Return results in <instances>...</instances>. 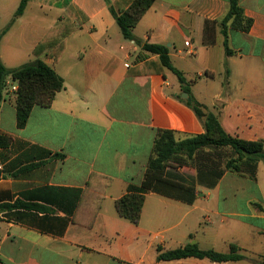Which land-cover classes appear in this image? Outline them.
<instances>
[{
    "label": "crops",
    "instance_id": "1",
    "mask_svg": "<svg viewBox=\"0 0 264 264\" xmlns=\"http://www.w3.org/2000/svg\"><path fill=\"white\" fill-rule=\"evenodd\" d=\"M20 1L0 0V20L15 15ZM239 3L253 26L244 32L229 24L227 55L220 24L227 0H155L134 28L138 43L117 37L107 0L28 2L1 38L7 68L36 60L34 49L70 9L88 21L76 20L58 62L39 58L64 79V88L50 107L35 106L24 128L17 124L18 83L8 79L0 135L11 141L0 149V204L36 208L0 214V264H252L157 260L159 248L190 241L222 253L236 244L249 258H264V194H247L249 179L237 173H226L214 189L199 186L193 204L149 192L138 225L116 209L128 186L144 179L158 131L172 130L178 139L204 132L178 98L177 77L159 71L158 56L144 51L145 43L169 48L194 97L229 134L264 140V0ZM94 173L111 180L104 193H86Z\"/></svg>",
    "mask_w": 264,
    "mask_h": 264
},
{
    "label": "trees",
    "instance_id": "2",
    "mask_svg": "<svg viewBox=\"0 0 264 264\" xmlns=\"http://www.w3.org/2000/svg\"><path fill=\"white\" fill-rule=\"evenodd\" d=\"M30 0H21L14 15V19L2 31L1 38L9 30L16 18L22 16ZM155 0H107L110 13L116 20L125 39L139 42L133 34L134 28L142 16L152 7ZM229 11L221 21L222 34L225 37L226 54L231 55L228 48V26L234 29L249 32L253 20L246 17L239 0H227ZM76 20L81 23L88 21V17L80 11L70 9V15L60 17L57 25L52 28L43 40L34 49L36 60L17 68H7L0 58V108L4 100V92L8 79L18 83L16 92L17 124L24 128L35 106L50 107L58 92L64 88V79L43 60L58 62L66 50V39L76 29ZM210 22L206 23L208 27ZM144 51L153 53L163 73V67L171 70L177 77L181 91L189 95V99L178 98L190 107L203 123L204 132L192 137L178 139L172 130H160L155 139L153 154L149 159L144 179L140 184H130L126 193L116 203L119 215L133 224L138 225L141 220L142 209L146 194L157 193L186 204H193L198 197V187L214 189L228 172L240 174L256 180L258 164L264 161V140L250 141L229 134L222 126L218 116L200 103L192 94L190 84L182 71L175 68L170 59V50L165 45L145 43ZM229 73L227 72V75ZM10 139L0 135V149L10 144ZM173 165L175 168H169ZM194 167L195 176L188 179L180 172L182 168ZM110 179L98 174H92L87 184L86 193L92 189L104 193L110 184ZM96 195V194H95ZM35 209V205L22 202L14 204H0V214L14 209ZM100 205L96 208V213ZM96 213L86 226L91 227ZM209 259L213 262L249 261L252 264H264V258L254 259L242 253V249L231 244L226 253L212 249L203 250L197 243H188L178 249L162 251L159 248L158 261H173L186 258Z\"/></svg>",
    "mask_w": 264,
    "mask_h": 264
},
{
    "label": "rangeland",
    "instance_id": "3",
    "mask_svg": "<svg viewBox=\"0 0 264 264\" xmlns=\"http://www.w3.org/2000/svg\"><path fill=\"white\" fill-rule=\"evenodd\" d=\"M56 11L57 10H55V13L53 11L54 14L53 15H50L49 21H51L52 18L56 15ZM11 16H7L6 18L4 17L3 19L0 20V28L1 29L8 24L7 22L11 19ZM13 18H14V15L12 16V19ZM26 21L29 22L30 19H28V20L26 19ZM118 35L119 36H117V37H123V36H120L121 35V32H120L119 28H118ZM17 91H18V87H17ZM261 163H262L261 164V171H260L259 175L257 176V179L256 180H251L249 177H247L249 179V184L251 185V188H248L245 191L247 194H256V195L257 194H264V161H262ZM169 168H175L176 169V167L173 166V165H169ZM180 172L183 173L188 179H191L196 174L193 166H190L188 168H182V169H180ZM227 191L228 192H231L230 189H227ZM189 243H193V242L190 241Z\"/></svg>",
    "mask_w": 264,
    "mask_h": 264
},
{
    "label": "water",
    "instance_id": "4",
    "mask_svg": "<svg viewBox=\"0 0 264 264\" xmlns=\"http://www.w3.org/2000/svg\"><path fill=\"white\" fill-rule=\"evenodd\" d=\"M181 97H182L183 99H185V100H188V99H189V95H188V93H186V92H183V93L181 94Z\"/></svg>",
    "mask_w": 264,
    "mask_h": 264
},
{
    "label": "built area",
    "instance_id": "5",
    "mask_svg": "<svg viewBox=\"0 0 264 264\" xmlns=\"http://www.w3.org/2000/svg\"><path fill=\"white\" fill-rule=\"evenodd\" d=\"M14 91H17V87H16V88H14Z\"/></svg>",
    "mask_w": 264,
    "mask_h": 264
}]
</instances>
